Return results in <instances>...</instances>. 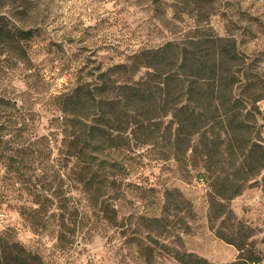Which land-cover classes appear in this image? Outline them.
<instances>
[{
	"label": "rangeland",
	"instance_id": "1",
	"mask_svg": "<svg viewBox=\"0 0 264 264\" xmlns=\"http://www.w3.org/2000/svg\"><path fill=\"white\" fill-rule=\"evenodd\" d=\"M0 19L11 42L0 40V100L12 106L0 110V233L45 264H179L175 253L230 264L238 252L214 229L237 241L238 225L264 264V170L229 202L234 219L210 230L211 179L190 152L173 156L168 117L133 135L104 130L117 148L104 143L96 173L63 148L57 104L120 79L112 69L140 51L228 40L234 94L259 99L242 110V136L264 146V0H0ZM222 156L216 176L238 179L239 156Z\"/></svg>",
	"mask_w": 264,
	"mask_h": 264
},
{
	"label": "trees",
	"instance_id": "2",
	"mask_svg": "<svg viewBox=\"0 0 264 264\" xmlns=\"http://www.w3.org/2000/svg\"><path fill=\"white\" fill-rule=\"evenodd\" d=\"M9 35L0 19V40L11 43ZM237 59L234 44L223 39L166 43L131 55L128 64L112 69L120 79L110 82L102 78L98 86L81 85L58 99L63 148L82 165L81 170L94 167L96 173H102L104 169L96 157L104 143L117 148L118 139L106 137L104 130L116 134L131 130L133 135L149 121L168 117V144L173 156L190 152L192 159L203 163L211 179L210 230L217 220L225 226L234 219L229 202L241 194L250 177L264 170V146L245 141L242 136L246 130L240 119L242 110L259 99L249 98L247 89L234 94L239 80L228 62ZM141 70L145 72L136 77ZM3 105L10 106L0 100V110ZM218 132L224 136L222 140L214 136ZM4 144L0 128V148ZM235 153L240 158L239 178L227 175L220 181L215 174V157ZM249 166L256 173L249 174ZM243 229L236 226L237 241L218 229L214 233L236 248L238 256L230 264H262V257L245 241L249 236ZM173 258L179 264H209L192 253H175ZM0 264L45 263L39 254L27 250L5 231L0 233Z\"/></svg>",
	"mask_w": 264,
	"mask_h": 264
},
{
	"label": "built area",
	"instance_id": "3",
	"mask_svg": "<svg viewBox=\"0 0 264 264\" xmlns=\"http://www.w3.org/2000/svg\"><path fill=\"white\" fill-rule=\"evenodd\" d=\"M201 183H202V180H201Z\"/></svg>",
	"mask_w": 264,
	"mask_h": 264
}]
</instances>
